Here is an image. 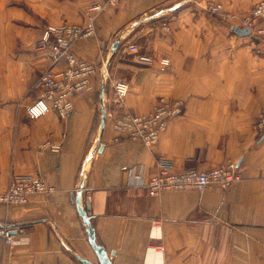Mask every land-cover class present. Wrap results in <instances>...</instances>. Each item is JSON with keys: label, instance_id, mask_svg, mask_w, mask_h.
I'll list each match as a JSON object with an SVG mask.
<instances>
[{"label": "crops", "instance_id": "obj_1", "mask_svg": "<svg viewBox=\"0 0 264 264\" xmlns=\"http://www.w3.org/2000/svg\"><path fill=\"white\" fill-rule=\"evenodd\" d=\"M259 0H0V189L13 174H41L52 190L27 204H0V264L98 262L75 199L85 156L104 127L91 157L83 205L112 264H264V136L254 123L264 103V42L232 27ZM94 3L96 35L79 39L76 52L101 65L110 62L94 89L73 98L66 118L50 112L30 119L26 105L51 59L40 44L49 24L81 23ZM211 3L222 8L214 12ZM122 34L117 49L115 40ZM155 57L135 60L129 45ZM170 59L168 65L158 60ZM130 83L123 103L112 84ZM160 95L182 99L152 149L141 139L119 137L113 115L148 114ZM61 145L58 152L44 143ZM103 148L101 149V146ZM175 170H207L237 162L242 179L223 189L209 185L151 195L134 183L131 169L149 176L156 161Z\"/></svg>", "mask_w": 264, "mask_h": 264}, {"label": "built area", "instance_id": "obj_2", "mask_svg": "<svg viewBox=\"0 0 264 264\" xmlns=\"http://www.w3.org/2000/svg\"><path fill=\"white\" fill-rule=\"evenodd\" d=\"M122 0H107L120 2ZM101 3H94L86 11V19L81 23L64 22L49 24L45 27L41 46L47 49L51 59L34 83L37 96L26 105L25 111L30 119L39 118L53 112L60 118H66L74 109L73 98L83 92L94 89L93 77L97 67L92 61L80 56L74 49L75 43L85 37L96 35V17L103 9ZM214 11L222 8L221 4L211 5ZM243 27H249L255 39L264 41V0H259L243 17ZM131 51L137 52V46L129 45ZM136 60L143 63H153L151 55L137 53ZM160 62L168 65L170 59L163 57ZM103 77H109L106 61H102ZM115 101H123L130 91V85L125 80H115L112 84ZM184 101L179 98L161 95L157 98L153 110L148 114H136L123 110L113 115V127L119 137L137 138L154 149L161 134L166 131L171 118L184 111ZM254 128L259 136H264V103L257 116ZM44 147L54 152L61 148L59 143L47 140ZM155 171L146 177L145 169L130 170L131 180L146 186L151 195H157L164 190L194 188L203 190L209 185H218L223 189L231 187L242 179L237 162L230 161L219 164L207 170L189 167L181 171L175 170L173 164L165 159L156 161ZM47 180L41 174L13 175L8 186L0 189V202L6 205L26 204L36 194H48L52 190ZM6 224H2L0 232L6 244H11L14 234Z\"/></svg>", "mask_w": 264, "mask_h": 264}, {"label": "water", "instance_id": "obj_3", "mask_svg": "<svg viewBox=\"0 0 264 264\" xmlns=\"http://www.w3.org/2000/svg\"><path fill=\"white\" fill-rule=\"evenodd\" d=\"M232 29L239 35H250L251 34V29L249 27H243L241 25H235L232 27ZM121 38H122V34L115 40V42L113 44L114 50L117 49ZM105 117H106V111H105V106H104V102H103L102 103V119H101L100 128H99V135L96 138L93 147L91 148V150L88 152V154L84 158L83 165H82V168L80 171V176H79L80 182H79V186L77 188L76 195H75L78 212H79L80 217L82 219V222L85 226V229L88 233L89 242H90L91 246L93 247V249L95 250L97 258H98V262H94V261H91L89 259L80 257V255L75 253V255L82 260L83 264H112L111 255L114 254V251L109 253V251L104 247V245H102L98 242V240L96 238L95 229L91 223V219H90L91 217L86 212V208L83 205V198H82L83 197V189L86 186L87 178H88V175H89L90 169H91V157L93 155V152L95 150V146L97 145V142L99 140V136H100L102 129L104 127ZM102 148H103V145L101 146V149ZM11 232L14 234V233H16V230H11Z\"/></svg>", "mask_w": 264, "mask_h": 264}, {"label": "rangeland", "instance_id": "obj_4", "mask_svg": "<svg viewBox=\"0 0 264 264\" xmlns=\"http://www.w3.org/2000/svg\"><path fill=\"white\" fill-rule=\"evenodd\" d=\"M215 4H219V3H211V4L209 5V8L212 9V8H211V5H215ZM212 10H213V9H212ZM213 11H214V10H213ZM214 12H216V11H214ZM261 42H264V41H261ZM40 44H41V42H40ZM133 44H135V45L137 46L136 43H133ZM133 52H134V51H133ZM138 52H139V49H138V46H137V52H135V53H136V55H135V60H136V56H137V53H138ZM140 53H141V52H140ZM154 58H155V57H154ZM161 59H162V58H161ZM161 59H160V60H161ZM160 60H158V61L160 62ZM136 61H137V60H136ZM155 61H156V60H155ZM155 61H154V62H155ZM106 62H107V64H108V69H109V72H110V62H109L108 59H106ZM137 62H139V63H141V64H147V65H151V64L154 63V62H153V63H150V64H149V63H143V62H140V61H137ZM92 63H94V62H92ZM160 63H161V62H160ZM94 64H95L96 67H97V71H96V74H95L94 77H93V83H94V79H95V77L100 73V70H101V72H102V76L105 74L104 71H103V68H102V62H101V65H100V66H98L96 63H94ZM161 64H162V63H161ZM163 65H165V64H163ZM45 68H46V67H45ZM41 70H43V69H41ZM41 72H42V71H40V74H41ZM40 74H39V75H40ZM109 75H110V73H109ZM109 78H110V76H109V77H106V78L103 77L102 80H104V79L106 80V79H109ZM117 80H119V79H117ZM121 80H125V79H121ZM125 81H127V80H125ZM127 82H128V81H127ZM128 83H129V82H128ZM129 85H130V83H129ZM112 88H113V87H112ZM129 92H130V91H129ZM113 94H114V91H113ZM160 96H161V95H160ZM116 102H117V101H116ZM118 103H123V101H119ZM155 103H156V102H155ZM154 105H155V104H154ZM129 111H130V110H129ZM131 112H132V111H131ZM119 113H120V111H119L118 113L116 112V114H119ZM133 113H134V112H133ZM173 118H174V117H173ZM171 119H172V118H171ZM171 119H170V120H171ZM169 122H170V121H169ZM142 141H143V140H142ZM48 149H49V148H48ZM60 149H61V148H60ZM59 151H60V150H59ZM225 163H226V162H225ZM221 164H222V163H221ZM13 175H30V174H13ZM13 175H12V176H13ZM33 175H34V174H33ZM9 180H10V179H9ZM8 183H9V182H8ZM7 186H8V185H7ZM7 186H6V187H7ZM6 187H5V188H6ZM5 188H3V189H5ZM3 189H2V190H3ZM0 204L6 206L7 208H10L11 206H14V205H23V204H12V205H9V206H8V205H6V204H4V203H1V202H0ZM26 204H27V203H26ZM9 228H11V227H9Z\"/></svg>", "mask_w": 264, "mask_h": 264}]
</instances>
